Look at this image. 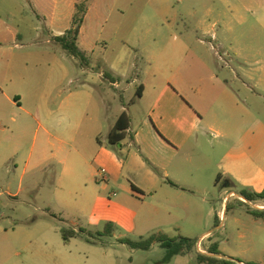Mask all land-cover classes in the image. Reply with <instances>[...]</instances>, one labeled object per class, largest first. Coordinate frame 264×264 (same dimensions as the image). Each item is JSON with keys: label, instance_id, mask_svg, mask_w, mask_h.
<instances>
[{"label": "rangeland", "instance_id": "obj_1", "mask_svg": "<svg viewBox=\"0 0 264 264\" xmlns=\"http://www.w3.org/2000/svg\"><path fill=\"white\" fill-rule=\"evenodd\" d=\"M90 5L92 11L84 23L83 32V49L90 46V50L81 61L73 60L54 40L52 41L56 44L48 42L51 40L50 32L55 31L52 29L54 25L71 24V16L66 12L61 11L53 20H45L37 17L33 9L27 8L21 17L14 19L9 14L18 9L17 4L12 0H0V112L4 113L7 127L22 122L29 112L32 115L28 122L36 130V119L41 117L39 108H55L68 95V90H77V83L71 85L69 79L62 86L59 85L62 69L67 68L70 77L76 80L78 76H82L80 69L85 67L82 65L84 61L90 67L91 79L96 80L97 86L106 88L114 106L123 103L126 108L131 109L134 127H138L148 117L149 103L146 98L133 104L135 89L131 92L124 91L126 84L123 77L127 68V77L134 79L138 75L143 82H148L153 74L198 76L199 57L221 65L216 73L232 80L235 76L234 69L242 74L239 63L247 59L264 60V33L247 32L240 19L221 18L226 10L220 4L211 19L218 23V42L212 40V35L204 36L198 32L201 16L208 11L209 4L204 1L139 0L131 8L125 9L124 13L112 14L108 12L109 4ZM198 39L210 42L215 50L212 51L208 44L202 45ZM231 44L233 49H229ZM184 47L190 50H185ZM164 57L170 59L167 71H164ZM229 61L232 68L223 69ZM101 73L115 76L123 83L119 89H115L104 77L99 76ZM233 86L238 91L242 90L238 82H234ZM8 97L12 102L17 98L20 106L14 105ZM99 110L100 129L107 133L109 122L102 108ZM88 124L86 119L84 131ZM207 139L212 144L217 140L212 132ZM204 154V151L198 152L200 191L195 196L170 189L173 192L167 191V194L163 191L154 198L152 192H149L143 172L135 177L126 173L125 185L131 188L133 184L141 192L137 191L136 196L119 188L116 200L125 203L131 212L111 205L115 198L108 195L105 197L107 201L102 199L97 204L94 220L91 222L85 209H77V202L83 199L84 185L74 189L72 193L59 191L60 201V197L54 195L58 181L55 167H50L48 173L35 176V173H30L21 181V170L16 171L15 168V162H21V153L8 162L7 169L0 174V227L12 231L22 228L26 231L24 236L32 241V249L39 251L38 247L41 250L48 248L47 250L58 255L60 260L56 264H63L61 257L64 253L71 258L66 264L101 263L103 257L99 248L87 243L84 237L66 244L61 229H85L97 234L104 230L107 223L114 225L113 235L98 237L97 242L107 239L111 243L124 245L121 240L126 237L139 241L162 232L170 238H176V242L172 244L173 250L185 248L181 246L180 238L191 239L195 246L169 257L167 250L159 243H155L148 251L134 250L128 245H115L112 250L114 256L112 259L107 258L103 264H111V260L115 264H208L200 263L197 257L204 255L203 251L208 252L214 244L220 252L233 257L236 264L239 261L245 264H264V219H257L252 215L253 211H264V208H257L264 207V200L255 202L252 206L246 201V204H242L233 199L228 204V210L226 206L221 220L217 221L215 213L211 215L210 211L216 204L220 208L222 187L227 181H221L216 187L215 158L207 162ZM127 171H130L128 166ZM90 193L89 189L88 198L94 196ZM83 197L86 198L85 195ZM135 213L139 229L137 232H129L126 227L130 226ZM207 232L209 235L201 239ZM31 252L32 250H28V253ZM106 255L111 256L109 253Z\"/></svg>", "mask_w": 264, "mask_h": 264}, {"label": "crops", "instance_id": "obj_2", "mask_svg": "<svg viewBox=\"0 0 264 264\" xmlns=\"http://www.w3.org/2000/svg\"><path fill=\"white\" fill-rule=\"evenodd\" d=\"M12 1L18 8L9 14L14 19L21 17L27 8L33 9L37 17L45 20L55 19L61 11L71 16V24L67 26L53 24L52 29L55 31L50 32L51 40L48 41L51 43H55L52 40L64 35L72 27L77 13L76 6L84 3L86 11L78 47L85 58L90 46L83 49V32L84 23L92 11L90 4H109L108 12L112 14L124 13L125 9L139 2V0ZM198 1L209 4L208 11L201 16L198 23V32L204 36L212 35L215 42L219 40L216 34L218 23L211 19L213 14H216L218 4L226 10L221 18L240 19L247 32L264 33V0ZM198 41L202 45L208 44L212 51L215 50L210 42H204L202 39ZM219 47L224 49L221 44ZM184 49L190 50L187 47ZM229 49H233L232 44L229 45ZM63 51L70 55L64 49ZM70 56L73 60L77 59ZM162 60L164 71H167L170 59L164 57ZM82 65H85L80 69L82 76H78L76 80L70 77L67 68L62 69L63 75L59 85L62 86L64 81L69 79L71 85L77 83V90H68V95L63 97L55 108H39L41 117L36 119V130L34 125L28 122L32 115L29 112L22 122L13 127L5 125L6 118L4 113L0 112V174L7 169L8 162L21 153L23 154L21 162H15L16 171L21 170V181L30 173H35L34 176L48 173L50 167H55L58 181L54 195L60 197L61 201L59 191L72 193L74 189L84 185L83 195L86 198L82 195L83 199L77 202V209L80 211L85 209L91 222L94 220L97 204L102 199L107 201L105 197L108 195L115 198L111 205L130 211L125 203L116 200L118 190L122 188L123 192L137 196V191L141 192V189L133 184L131 188L125 185L126 173L135 177L143 172L149 192H152L154 198L163 191L173 192L170 189L195 196L200 191L198 188L200 151L206 153L204 156L207 162L215 158L216 187L221 181H227L222 187L220 208L216 204L210 211L211 215L215 213L217 221L221 220L226 206L228 207L233 199L245 202L241 198L242 191L256 194L264 192V60L247 59L239 63L242 74L234 69L235 76L232 80L216 73L217 69H221V65L204 61L199 57L198 76L153 74L148 82H143L138 75L134 79L127 77L129 74L127 68L123 77L126 84L124 91L131 92L135 89L133 104L146 98L149 103L148 117L138 127H134L131 109L126 108L123 103L114 106L106 88L97 86L96 80L91 79L87 61L82 62ZM224 68H232L231 61L226 62ZM99 76L104 77L115 89H119L123 83L112 75L101 73ZM234 82L240 83L242 90H236ZM8 100L12 102L9 97ZM12 103L20 106L17 98ZM98 108H102L109 122L107 133L100 129L101 116L97 113L100 111ZM123 113L128 115L130 122L124 133L125 137L119 144L120 147L114 148L109 144V134ZM86 119L89 124L84 131ZM210 132L214 133L217 139L213 144L207 139ZM208 145H211V148H208ZM127 166L130 171H127ZM89 189L90 194H94L90 198L87 197ZM258 201L261 200L248 203L253 206V203ZM167 202L171 204L169 200ZM136 216V213L133 214L130 226L126 227L129 232H137L139 229ZM25 232L22 228H15L12 231L0 227V264H56L60 260L58 255L47 250L48 248L41 250L42 248L38 247L39 251L32 249V241L24 236ZM208 235L209 232L205 233L201 239ZM74 239L65 243L68 244ZM90 245L101 250L103 261L99 264L105 263L107 258L112 259L115 245L124 246L111 243L107 239ZM28 250L32 252L28 253ZM106 253L111 256L107 257ZM203 253L206 256H213L209 251ZM72 254L71 252L70 255ZM69 257L64 253L61 257L62 263L66 264L71 260ZM218 258L234 260L223 252ZM110 263L115 264V261L111 260Z\"/></svg>", "mask_w": 264, "mask_h": 264}, {"label": "trees", "instance_id": "obj_3", "mask_svg": "<svg viewBox=\"0 0 264 264\" xmlns=\"http://www.w3.org/2000/svg\"><path fill=\"white\" fill-rule=\"evenodd\" d=\"M85 4L81 3L76 6L77 13L73 19L72 27L62 36L56 37L54 40L57 44H59L65 51H67L73 57L80 59L83 61L85 59L84 54L80 51L78 47V38L80 35V30L82 24L84 22L85 16ZM130 119L126 113H123L116 125L112 129L109 134V144L111 147L116 148L121 141L124 139V133L128 129ZM220 177H218L219 181ZM135 190V188L133 187ZM241 195L246 198L249 202H254L257 200H264V192L260 194L250 193L246 191H242ZM242 204H246L243 201H240ZM228 210V207H227ZM252 215H254L257 219H264V211H253ZM115 231L114 225L112 223H107L104 227V230L100 233L93 234L92 232H88L85 229H61V235L64 242H69L71 239L84 237L86 241L90 244H97L98 237H110L113 235ZM176 242V238H170L168 235L164 233L154 234L146 239H142L139 241L132 240L130 238H124L121 240V243L124 245H128L130 248L134 250H142L148 251L152 248L155 243H159L160 246L167 250L168 256L171 257L176 255L177 253L181 254L184 250H190L194 248V242L188 238H180L179 242L181 246H185L183 249H175L173 250L172 244ZM209 253L216 255V257L199 255L197 257L200 263L207 262L208 264H236L235 262L228 261L226 259H220L218 256L221 255V252L218 250L216 244H214L210 249ZM243 263L242 261H239Z\"/></svg>", "mask_w": 264, "mask_h": 264}, {"label": "water", "instance_id": "obj_4", "mask_svg": "<svg viewBox=\"0 0 264 264\" xmlns=\"http://www.w3.org/2000/svg\"><path fill=\"white\" fill-rule=\"evenodd\" d=\"M119 147H120V145H119ZM243 200H245L246 202H248V200L246 199V198H244V197H241ZM239 264H241L240 262H238Z\"/></svg>", "mask_w": 264, "mask_h": 264}]
</instances>
